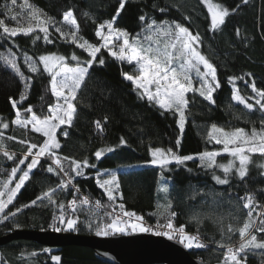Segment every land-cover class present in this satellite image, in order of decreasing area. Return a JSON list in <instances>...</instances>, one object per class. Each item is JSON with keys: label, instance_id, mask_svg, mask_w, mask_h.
I'll use <instances>...</instances> for the list:
<instances>
[{"label": "trees", "instance_id": "obj_1", "mask_svg": "<svg viewBox=\"0 0 264 264\" xmlns=\"http://www.w3.org/2000/svg\"><path fill=\"white\" fill-rule=\"evenodd\" d=\"M240 2L241 0H212V3H219L229 9ZM5 3L12 9L7 14V10L2 7ZM154 4L167 7L168 11L161 13L153 7ZM27 5H35L54 17L58 23L63 12L71 9L79 25L78 36L94 44L100 43L95 36L97 24L110 20L119 6L118 0H17L15 5H11V0H0V19H4L9 27H27V15L30 11ZM11 15H16L18 21L11 20ZM141 15H146L147 22H150L149 17L157 22L175 20L191 32H199L203 39L200 51L216 68L220 83V87L213 93L215 103L210 104L198 93H188L190 105L181 131L177 124L178 115L149 104L146 98L141 99L133 91L131 82L124 80L122 72L134 74L133 66L120 62L103 51L101 55L105 63L92 67L74 102L77 113L73 125H64L62 128L69 132V136L64 137L62 131L57 135L61 143V149L56 150L58 155L80 161L87 158L91 164L96 165L95 168H83L82 176L70 172L72 183L80 189L76 199L88 197L90 201L87 205H78L74 214V218H78V229L73 232L95 235L85 224L89 221L94 224L110 222L108 214L120 203L124 204L125 210L142 216L143 222L147 224H164L169 212L174 211L177 214L172 218L174 227L184 225L188 234L198 235L206 245L204 248L188 249L189 253L209 263L220 262L226 248L219 245L223 243L236 247L240 242L238 228L247 219V211L243 208L246 201L240 197L253 194L256 206L264 207V168L259 167L264 163V157L259 153L250 154L251 163L246 177L240 179L233 173L229 184L219 185L213 180L211 170L199 166L198 159L187 161L182 166L173 162L168 166L170 171L147 163L151 159L149 147L175 149L176 140L180 138L178 154H196L220 148V145L207 143L205 139L212 123L225 128L243 127L248 131L253 126L257 129L261 127L264 113L259 111L254 100H248L254 104V109L249 111L232 101L231 96L234 86L240 95L246 98L254 96L248 87L253 80L259 89L264 90V0H250L248 5H242L240 10L226 17L225 23L215 32L211 30L210 15L201 0H126L125 8L114 25L135 35L143 27V22L139 19ZM185 16H190L191 19L186 20ZM63 27L70 30L68 26ZM237 28L240 29L239 36L236 35ZM49 31L52 43H45L43 34L38 30L28 36L21 33L11 39L0 37V53L13 54L24 77L31 78L30 84L26 86L24 80L5 61L0 60V122L9 123V128L2 130L3 144L9 152L15 154L14 159L9 161L0 153V181L8 180L11 168L16 166L27 150V145H22L19 141L27 140L38 144L43 142V137L32 132L30 126L23 128L11 123L16 109H13L9 98L19 101L21 92H25L26 99L17 104L25 118L31 115L24 111L28 107L36 115L43 117L49 114V105L57 101L51 94V77L44 72L38 57L41 54L57 53L64 55L70 64L75 63L71 60L73 52L81 61L90 58L87 52L70 42L71 37L62 39L52 26ZM35 35L41 38L35 40ZM25 53L36 60L39 69L37 73L31 72L24 63ZM229 77L235 78L234 83ZM96 121L101 122L103 131L96 128ZM8 136L15 139L8 140ZM121 137L127 141L125 145H120ZM107 148H112L113 151H107ZM100 149H105V154L97 160L94 153ZM226 157L227 155H221L218 160ZM29 161L20 165V168L26 169ZM51 164L50 158L42 157L41 164L31 171L29 180L17 193L5 214L22 205L30 206L22 208L21 212L15 217H9L7 221H0V237L16 229H51L49 225L53 214L59 215L60 209L49 205L47 199L31 205V201L49 187L54 188L63 177L62 173L56 175L46 171ZM105 170L115 171L120 183L119 195L115 201H109L104 190L96 183V173H104ZM19 174L18 172L13 178L8 188L15 187ZM216 174L223 175L219 170H216ZM105 176L107 175L101 178ZM165 187L169 189L168 192L163 191ZM0 191L5 192L4 198L7 199L8 189L2 183ZM73 191L69 185L64 190H57L54 198L58 202L63 201L67 207V202L74 199ZM169 204L170 209L167 207ZM193 216H199L202 222L197 224L192 219ZM17 224L19 227H15ZM230 225L237 230L229 233ZM253 233L259 240H264V233H257L254 229ZM32 253L36 255H30ZM57 254L60 255L59 264H106L96 258L92 248L85 246H64ZM51 257L49 247L31 239L14 238L0 245V264H54ZM246 263H264V250L249 251Z\"/></svg>", "mask_w": 264, "mask_h": 264}, {"label": "snow or ice", "instance_id": "obj_2", "mask_svg": "<svg viewBox=\"0 0 264 264\" xmlns=\"http://www.w3.org/2000/svg\"><path fill=\"white\" fill-rule=\"evenodd\" d=\"M16 3L17 0H11V5ZM201 3L207 7L211 20V30L215 32L225 23L226 17L240 10L242 5H248L250 0H241L239 4L231 9L219 3H212V0H201ZM118 5L116 14L110 20L98 23L95 28V36L98 38L99 44L91 43L82 36H78L79 25L71 9L63 12L59 23L54 17L49 16L35 5H27L30 9L27 15V27H9L4 19H0V30H2L0 37L4 39H11L21 33L28 36L29 34H35L38 30L39 33L43 34L42 38L45 43H52L49 31V27L52 26L62 39L67 40L68 37H71L70 42L83 49L90 57L81 61L80 57L73 52L71 60L76 61V66L74 67H70L66 63L64 55L57 53L41 54L38 57V62L43 65L44 72L51 77V94L57 99V103L49 105L48 115L38 116L31 107H28L24 111L31 113V115L25 118L17 108V104L26 99L25 92H21L19 101L9 98L13 109H16L15 118L12 119L11 123L23 128L31 125V131L39 133L43 137V142L38 144L29 143L27 140L19 141L22 145H27V150L23 153V158L19 159L16 166L11 168L8 180L0 181L3 187L8 189L7 199L4 198L5 192L0 191V221H7L9 217H15L17 213L21 212L22 208L30 206L22 205L15 208V211H8L5 214V210L8 209L9 205L13 204L17 193L29 180L31 171L41 164L42 157H48L52 160V164L46 168V171L56 175L62 173L63 177L54 188L49 187L41 195L37 196L35 200L31 201V205H35L37 201L47 199L49 205L60 209L59 215L53 214L52 222L49 225L52 231H76L78 229V218H74V214L78 210V205H87L90 201L88 197L76 199L80 189L72 183L70 172L75 173L76 176H82L83 168H95L96 165L91 164L87 158L80 161L68 156L61 157L58 155L56 150L61 149V143L57 139V129H61L62 125H67L68 127L73 125L77 113L73 101L77 99V91L89 75V69L94 62H98L100 65L105 63L102 55L98 57L102 49L107 50L110 57L133 66L134 74L122 72L124 80L131 82L133 91L141 99L146 98L149 104H154L165 112L173 111L178 115L177 124L181 131L184 129L185 113L190 105V100L187 97L188 93H198L210 104L215 103L213 93L220 87V83L217 80L216 68L200 51L203 39L199 32L193 33L189 28L175 20L169 21L165 19L157 22L156 19L149 17L148 20L150 22H147L146 15H141L139 19L143 22V27L140 32L131 35L125 29L114 27L121 11L125 8L126 0H118ZM2 7L7 10L6 14L12 10L7 3ZM153 7L157 8L161 13L168 11L167 7H159L156 4ZM9 18L13 21H18L16 15H11ZM185 19L190 20L191 17L185 16ZM33 22L35 23L33 24ZM63 26H68L70 30H66ZM236 35H240L239 28L236 29ZM40 38L39 35L34 36L35 40ZM0 60L5 61L17 73L24 80L26 86L30 84L31 78L24 77L13 54L4 55L0 53ZM23 60L31 72L37 73L39 71L36 60L28 56L27 53L24 54ZM248 75L251 76V74ZM229 80L234 83L235 78L229 77ZM194 82H196V86H194ZM245 83L248 82L245 81ZM248 87L251 88L252 93L255 94L254 96L246 98L240 95L239 90L234 86L232 88V101L252 111L254 104L249 103L248 100H254L255 105L259 107V111L264 113V90L259 89L254 80L248 84ZM95 126L98 130L103 131L100 121H96ZM8 128L9 123L0 122V153L7 160L12 161L15 154L9 152L3 144L4 132L2 130ZM61 134L66 138L69 136V132L66 129H62ZM7 139L13 140L15 137L8 136ZM205 139L207 143L221 145L222 148L181 155L178 154L181 140L177 138L175 149L172 147L165 149L150 146L149 154L151 159L147 163L159 166L162 170L170 171L171 169L168 166L173 162L177 166H182L187 161L198 159L200 162L199 166L211 170L213 180L219 185L229 184L233 173L243 179L246 177L248 166L251 163L250 154L259 153L261 157H264V120L261 121L259 129L253 126L250 131L243 127L225 128L212 123L207 130ZM119 143L120 145H125L127 141L121 137ZM106 150L113 151L112 148H107ZM223 153L230 157L226 163H221L217 159ZM104 154L105 149H100L95 151L94 156L99 160ZM26 161H29L26 164V169H21L20 165H24ZM259 167L264 168V164L259 165ZM216 170H219L223 175H217ZM189 171L191 170L189 169ZM18 172L20 174L15 187L8 188V185L17 176ZM104 175H107L108 178H101ZM96 176L97 185L104 190L109 201H115L116 195L114 193L119 194L120 189L116 172L105 170L104 173L97 172ZM69 185L74 189V199L69 200L66 207L63 201L58 202L54 197L57 190H64ZM163 191L168 192L169 189L165 187ZM121 199H123L122 195ZM240 199L246 201L243 203V208L248 209L247 219L238 228L240 237L238 246L234 247L223 243L219 245L222 248H226L221 264H246L249 251L255 249L264 250V240H259L257 235L253 233V229L257 233H264V212H257L256 217L258 219H253V211L256 206L254 195L249 193L245 197H240ZM97 207H99V202H97ZM118 207L120 212H115L114 210V213L108 214L110 222L101 221L94 224L89 221L85 226L89 230L94 231L97 236L127 235L129 231L132 233L154 231L153 227L145 225L142 216L137 215L133 211L125 210L123 203H120ZM167 207L170 209L171 204L167 205ZM121 214L127 219H122ZM176 215L174 211H170L167 222L158 224L154 234L166 236L169 240L178 238V242L185 249L206 247L198 235L188 234L184 225L179 226V228L174 227L172 218ZM192 219L197 224L202 222L199 216H193ZM15 227H19V225L17 224ZM236 230L231 225L228 227L229 233ZM44 251H48V249H44ZM30 255H36V253ZM52 259L59 261L60 257L53 256Z\"/></svg>", "mask_w": 264, "mask_h": 264}, {"label": "water", "instance_id": "obj_3", "mask_svg": "<svg viewBox=\"0 0 264 264\" xmlns=\"http://www.w3.org/2000/svg\"><path fill=\"white\" fill-rule=\"evenodd\" d=\"M14 238L31 239L49 247L53 256L62 247L79 245L92 248L97 259L106 264H221L209 263L193 257L178 240H169L153 232H130L127 235L115 234L97 236L73 231L54 232L51 229H16L0 237V245ZM51 261L59 264V261ZM248 264V263H246ZM264 264V263H262Z\"/></svg>", "mask_w": 264, "mask_h": 264}, {"label": "rangeland", "instance_id": "obj_4", "mask_svg": "<svg viewBox=\"0 0 264 264\" xmlns=\"http://www.w3.org/2000/svg\"><path fill=\"white\" fill-rule=\"evenodd\" d=\"M114 27H116L115 25H114ZM105 31H107V29H105ZM103 51H107V50H104V49H102L101 50V53L103 52ZM101 53L100 54H98V57L101 55ZM75 63L74 64H70V63H68L67 62V60H66V63H68V65L70 66V67H74V66H76V61H74ZM96 64H98V62H94V64L90 67V69H89V73H90V71H91V69H92V67L94 66V65H96ZM202 67V66H201ZM203 70V69H202ZM88 77V76H87ZM87 77L85 78V81H86V79H87ZM84 81V82H85ZM84 82L82 83V85H81V88H82V86H83V84H84ZM195 84H196V82H195ZM195 84H194V86H195ZM81 88L77 91V97H78V94H79V91L81 90ZM62 102V101H61ZM75 102V100L73 101V103ZM55 103H57V101L55 102ZM54 103V104H55ZM53 104V105H54ZM30 127H31V125H29ZM64 127V125H62L61 126V129H57V135L62 131V128ZM220 148H222V146L220 145ZM219 148V149H220ZM218 150V149H217ZM190 155V154H189ZM222 155H227L226 153H223ZM219 158V157H218ZM217 158V159H218ZM228 159H230V157L227 155V157L225 158V159H223V158H220V160H218L219 162H221V163H226L227 162V160ZM264 164V163H263ZM106 178H108L107 176H105V177H103V179H106ZM115 195H116V197L119 195V194H116V193H114ZM134 219V218H133ZM176 228V227H175ZM155 231V230H154ZM154 231H153V233H154ZM129 233H130V231H129ZM166 237V236H165Z\"/></svg>", "mask_w": 264, "mask_h": 264}, {"label": "built area", "instance_id": "obj_5", "mask_svg": "<svg viewBox=\"0 0 264 264\" xmlns=\"http://www.w3.org/2000/svg\"><path fill=\"white\" fill-rule=\"evenodd\" d=\"M263 209H264L263 205L260 206L259 208H258L257 206H255V210L253 211V217H254V219H258V218L256 217V213H257V212H263ZM114 210H115V212H120L119 207L113 209L112 213H114ZM246 211H247V213H248V209H246ZM121 218H122V219H127V217H123L122 214H121ZM144 223H145V222H144ZM158 224H159V223H157V222L152 223V224H147V223H145L146 226H151V227H153L154 230H157V225H158Z\"/></svg>", "mask_w": 264, "mask_h": 264}]
</instances>
